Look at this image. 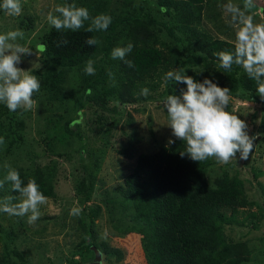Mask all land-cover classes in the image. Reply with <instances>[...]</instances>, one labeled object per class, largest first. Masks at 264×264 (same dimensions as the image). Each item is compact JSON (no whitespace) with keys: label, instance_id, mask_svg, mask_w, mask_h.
I'll use <instances>...</instances> for the list:
<instances>
[{"label":"rangeland","instance_id":"obj_1","mask_svg":"<svg viewBox=\"0 0 264 264\" xmlns=\"http://www.w3.org/2000/svg\"><path fill=\"white\" fill-rule=\"evenodd\" d=\"M128 1L132 2L128 4ZM163 1L21 0L23 10L19 16L8 15L0 8V33L23 30L25 38L18 42L32 51L31 55L22 57L18 67L31 70L41 81L40 91L33 96L37 103L31 110L10 112L0 103V137L5 140L0 145V179L6 175L4 165L8 164L26 181L35 178L48 197L47 203L40 206V219L32 225L27 223V216L0 212V264H22L14 252L23 256V264H154L160 236L153 226V204L146 196L136 203L124 189L139 155L156 154L169 140L176 139L163 108L166 97L152 94L142 96L146 100L133 101L137 96L130 97L128 84L121 91L128 90L123 100L114 96L102 109L83 92L81 80L71 71L62 85L65 98L52 100L48 81L44 80L46 66L42 50L37 46L45 43L51 31H57L48 23V13L58 15L55 7L65 3L86 7L92 17L103 13L117 18L129 8L137 13L141 6L146 12L153 10L152 19L162 31L160 37L152 29L140 30L139 35L126 38L124 45L114 43L116 47H126L130 42L134 45L124 60L112 59V52L109 53L113 61L111 72L117 73L118 80H130L127 61L136 47L144 44L140 40L142 33H149L155 40L150 41L151 46L158 48L161 43L169 46L174 42L166 37L174 26L185 32L179 37L181 40L192 29H198L207 36L202 38L203 42L222 39L234 44L235 29L230 15L223 9L227 0H203L205 8L199 5V13L193 10L188 14L183 9L187 0H166L168 5L161 4ZM233 2L242 6L244 0ZM253 2L255 22H264V0ZM89 23L85 22L83 28ZM96 32L102 50L107 43V32ZM162 52L166 57L170 55L168 50ZM171 64L167 61L165 67L178 68L177 64ZM193 69L198 71L197 67H190L187 73L193 74ZM161 88L159 93L165 91V86ZM233 109L248 124L249 134L258 135V139L247 161L239 160V154L226 165L209 158L206 180L211 189L218 188V180L224 175L229 180L241 181L245 204L233 213L232 224L223 225V232L230 242L239 246L241 264H264V136L262 139L260 128L264 99L252 104L232 97L229 110ZM94 160L97 166L92 168ZM85 166L90 171L86 172ZM93 169L95 184L88 193L85 188L89 180L85 173H93ZM10 188V184H5L0 197L19 196L11 193ZM74 206L82 208L79 216L70 215ZM89 209H98L93 226L89 222ZM230 214L231 211L226 212L227 216ZM141 215L146 219H137ZM92 247L100 253L98 262Z\"/></svg>","mask_w":264,"mask_h":264},{"label":"trees","instance_id":"obj_2","mask_svg":"<svg viewBox=\"0 0 264 264\" xmlns=\"http://www.w3.org/2000/svg\"><path fill=\"white\" fill-rule=\"evenodd\" d=\"M131 2L128 1V4ZM203 2V0H187L183 9L187 14L193 10L199 13V5ZM2 3L3 0H0V4ZM161 4L168 5L166 0ZM205 6L203 4L202 9ZM152 12L151 9L146 12L141 6L137 13L129 8L117 18H112L105 35L107 43L102 50L98 44L89 46L85 43L89 37L98 38L96 31L89 33L86 28L70 33L51 31L43 44L46 45V49L42 50V61L46 66L44 80L48 81L47 86L52 94V100L61 101L65 98L62 96V85L64 78L71 71H75L81 80L83 92L102 109L115 97L123 100L124 92L128 90L121 91L123 86L128 84H130L128 86L130 97L137 96L133 101L146 100L140 95L141 89L145 87L150 90L149 95L157 94L159 97L163 95L166 97L169 94L179 95L181 89H186V85H175L172 81L164 85L162 79L168 71H172L165 67L168 61L172 62L171 66L173 63L177 64L178 68L197 67L198 71L187 75L193 76L200 82L205 78L211 79L220 87L229 88L232 97L252 104L261 101V97L256 92L255 82L247 77L241 67L234 65L228 72L219 68L214 53L226 49L233 50V43L222 39L203 42L202 38L207 39V36L202 35V31L198 29H192L186 34L185 40H181L179 37L185 35V32L178 30L180 29L178 26L167 31L166 37L173 38L174 42L169 43V46L161 43V48L152 47L150 41L154 43L155 40L151 39L149 33H142L140 40L144 44L136 47L130 57L133 64L128 72L130 80H118L117 73L111 72L113 61L109 53L117 43L124 45L126 38L139 35L140 30L147 32L148 29H152L157 31L160 37L162 31L152 19ZM168 14L170 16L169 12ZM162 26L166 27L164 24ZM158 37H155L156 40ZM65 40L68 42L66 45L62 43ZM192 41L194 43H191ZM58 44L60 46H57ZM162 50H168L170 55L164 56ZM99 54L103 56L96 62ZM89 59L94 60L96 69L95 75L91 76L84 71ZM164 86L165 91L159 93ZM115 93L120 94L114 95ZM261 119L260 128L264 134V115ZM174 141L156 154L139 155L133 172L125 180L124 191L135 202L140 197L146 196L153 204V226L160 236L154 264H241L239 246L230 242L223 232V225L232 224L233 213L245 204L241 181L229 180L224 175L218 180V188L211 189L206 180L209 160L195 162L187 155L182 157L180 153L185 152L186 143L179 139ZM96 166L97 162L94 160L91 167ZM84 169L86 172L90 171L89 167L85 166ZM85 174L88 175L89 180L85 190L90 193L95 184L94 169L93 173ZM22 179L27 184L28 180ZM37 184L40 190L47 194L43 185ZM88 197L89 195L86 201ZM227 211H231L232 214L227 216ZM97 214L98 209H89L91 226ZM137 219H146V216L141 215ZM14 254L23 264V256L16 252Z\"/></svg>","mask_w":264,"mask_h":264},{"label":"clouds","instance_id":"obj_3","mask_svg":"<svg viewBox=\"0 0 264 264\" xmlns=\"http://www.w3.org/2000/svg\"><path fill=\"white\" fill-rule=\"evenodd\" d=\"M254 7L253 0H244L242 6L227 0L223 9L230 15L235 29L234 48L214 55L219 68L225 72L231 71L234 65L241 67L247 77L255 82L257 95L264 99V22H255V13L252 12ZM0 8L8 15L19 16L23 5L21 0H3ZM55 13L58 15L49 12L47 21L58 32H77L84 27L85 22H90L86 28L89 33L107 31L112 23L110 15L102 13L92 17L86 7H79L76 3L57 5ZM24 38L25 33L20 29L0 33V103H4L10 112L31 110L37 103L33 96L41 89L37 75L18 67L22 57L32 54L27 46L18 42ZM62 43L66 45L68 42L65 40ZM85 43L95 46L100 41L96 37H89ZM37 47L46 49L43 44ZM133 47L131 42L126 47H115L111 53L112 59L124 60ZM94 63L92 59L87 61L84 68L87 75H95ZM127 64L133 67L131 61H127ZM189 68L185 66L168 71L162 78L164 85L169 81L175 85H186V90L181 89L179 95L169 94L163 100L172 136L186 143V150L180 155H187L195 162L215 158L218 163L226 165L237 159L239 154V160L247 161L258 135H250L246 121L235 114V109L229 110L231 90L220 87L208 78L197 81L187 75ZM149 94L147 87L141 89L140 95L147 97ZM174 142L169 140V143ZM4 143V138L0 137V145ZM4 167L7 171L0 179V189L10 184V192L18 193L19 196L9 194L0 197V212L15 217L27 216V223L35 224L42 215L40 206L47 203L48 197L40 190L35 178H29L25 184L16 168L8 164ZM81 212L82 208L74 206L70 215L79 216Z\"/></svg>","mask_w":264,"mask_h":264},{"label":"water","instance_id":"obj_4","mask_svg":"<svg viewBox=\"0 0 264 264\" xmlns=\"http://www.w3.org/2000/svg\"><path fill=\"white\" fill-rule=\"evenodd\" d=\"M91 249L94 252L95 261L98 262V260L100 259V253H99V251L95 247H92Z\"/></svg>","mask_w":264,"mask_h":264}]
</instances>
